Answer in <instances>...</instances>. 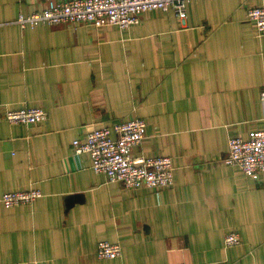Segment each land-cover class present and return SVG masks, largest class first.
Wrapping results in <instances>:
<instances>
[{"label": "crops", "instance_id": "obj_1", "mask_svg": "<svg viewBox=\"0 0 264 264\" xmlns=\"http://www.w3.org/2000/svg\"><path fill=\"white\" fill-rule=\"evenodd\" d=\"M48 1L0 0V264H264V175L226 164L231 136L264 127V35L248 18L264 0H191L184 22L154 10L129 29L16 24ZM33 106L48 120L5 119ZM135 118L147 133L133 155L171 157L173 186L109 182L76 153ZM29 189L42 197L2 205ZM100 241L121 254L100 259Z\"/></svg>", "mask_w": 264, "mask_h": 264}, {"label": "built area", "instance_id": "obj_2", "mask_svg": "<svg viewBox=\"0 0 264 264\" xmlns=\"http://www.w3.org/2000/svg\"><path fill=\"white\" fill-rule=\"evenodd\" d=\"M191 0H49L46 7L31 14H21L16 24L21 28L40 25H90L97 28L116 26L129 29L141 21L144 13L154 10H173L184 22L188 16ZM248 18L258 36L264 35V4L252 6ZM264 101V91L261 94ZM49 114L43 107L8 110L5 119L10 123L31 125L48 120ZM147 122L144 119H129L112 128H97L89 132L84 141H74L77 154L89 153L92 169L104 175L109 182L123 183L127 188H165L174 184V165L169 156L133 155L135 147L146 137ZM226 164L236 166L248 177L258 181L264 175V127L251 131L247 138L231 136ZM42 197L39 189L5 192L1 203L6 209L30 205ZM237 232L225 237L226 247L239 245ZM122 252L119 244L100 241L97 256L114 259ZM14 264H53L50 261L18 262Z\"/></svg>", "mask_w": 264, "mask_h": 264}]
</instances>
